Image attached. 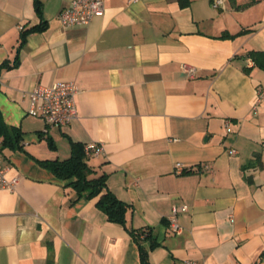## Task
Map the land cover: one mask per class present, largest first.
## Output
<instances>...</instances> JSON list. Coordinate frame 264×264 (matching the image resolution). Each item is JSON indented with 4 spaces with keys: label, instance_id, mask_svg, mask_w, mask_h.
I'll use <instances>...</instances> for the list:
<instances>
[{
    "label": "crops",
    "instance_id": "1",
    "mask_svg": "<svg viewBox=\"0 0 264 264\" xmlns=\"http://www.w3.org/2000/svg\"><path fill=\"white\" fill-rule=\"evenodd\" d=\"M70 1L42 0L45 28L0 72V114L22 131L3 157L18 182L0 190V264H139L127 230L143 227L150 264H264V69L248 56L264 52V0H108L63 27ZM38 23L33 0H0V63ZM61 81L77 88L76 117L46 127L30 92ZM70 141L101 146L87 162L129 206L124 225L36 163L66 159Z\"/></svg>",
    "mask_w": 264,
    "mask_h": 264
},
{
    "label": "trees",
    "instance_id": "2",
    "mask_svg": "<svg viewBox=\"0 0 264 264\" xmlns=\"http://www.w3.org/2000/svg\"><path fill=\"white\" fill-rule=\"evenodd\" d=\"M234 3L235 0H229ZM186 2L182 1L181 5ZM34 11L39 18V23L29 28H22L19 32L18 44L12 61L4 60L0 63V72L5 69L16 67L19 62V51L26 41V37L33 32L41 31L45 27L42 17V0H33ZM248 56L253 60L254 65L264 69V52H248ZM248 68L245 70L247 71ZM51 149L55 145L50 137H45ZM70 154L66 159L35 160L38 165L49 170L57 179L65 181V188H69L75 193V201L81 197L85 199L96 198L95 206L102 211L108 221L125 224V215L129 206L116 198L108 189L106 184L107 175L98 173L94 167L88 164L84 145L70 141ZM22 131L15 126L7 125L0 114V154L5 157V150H22ZM250 164H245L248 167ZM185 171L183 173H188ZM128 234L137 247L139 264H150L148 259L149 250L157 245L155 238L151 234V229L143 227L139 229H128ZM46 264H53L51 257Z\"/></svg>",
    "mask_w": 264,
    "mask_h": 264
},
{
    "label": "built area",
    "instance_id": "3",
    "mask_svg": "<svg viewBox=\"0 0 264 264\" xmlns=\"http://www.w3.org/2000/svg\"><path fill=\"white\" fill-rule=\"evenodd\" d=\"M108 0H71L67 7L63 8L58 19L63 27H71L78 24H87L95 15L104 11L105 3ZM137 1V0H131ZM224 0H211L213 7L223 6ZM182 70L188 77H192L195 68L187 64L182 65ZM77 88L71 81H61L50 86H37L30 92L31 106L28 112L39 116L46 127L65 126L76 117L75 94ZM262 94H257L253 109L256 110L258 101ZM45 128L44 132H46ZM86 155H98L102 148L97 143H88L84 145ZM8 167L5 164L3 156L0 154V190H13L18 182L17 176L7 175ZM174 171L182 174L184 171L182 165L177 162L174 165ZM185 206L172 207L171 214L168 217V226L171 231L178 232L179 227L176 223V214L179 211H185ZM187 264H190L187 262Z\"/></svg>",
    "mask_w": 264,
    "mask_h": 264
}]
</instances>
